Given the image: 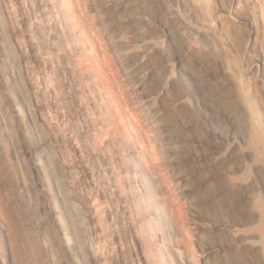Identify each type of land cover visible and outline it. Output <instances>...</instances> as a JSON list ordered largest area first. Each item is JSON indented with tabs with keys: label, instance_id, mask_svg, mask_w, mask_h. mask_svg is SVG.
I'll return each instance as SVG.
<instances>
[{
	"label": "rangeland",
	"instance_id": "obj_1",
	"mask_svg": "<svg viewBox=\"0 0 264 264\" xmlns=\"http://www.w3.org/2000/svg\"><path fill=\"white\" fill-rule=\"evenodd\" d=\"M264 0H0V264H264Z\"/></svg>",
	"mask_w": 264,
	"mask_h": 264
},
{
	"label": "bare ground",
	"instance_id": "obj_2",
	"mask_svg": "<svg viewBox=\"0 0 264 264\" xmlns=\"http://www.w3.org/2000/svg\"><path fill=\"white\" fill-rule=\"evenodd\" d=\"M263 235H264V232H263Z\"/></svg>",
	"mask_w": 264,
	"mask_h": 264
}]
</instances>
